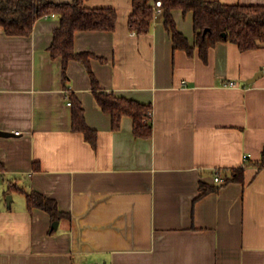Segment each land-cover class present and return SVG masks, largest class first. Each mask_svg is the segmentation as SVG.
Here are the masks:
<instances>
[{"label":"crops","instance_id":"crops-1","mask_svg":"<svg viewBox=\"0 0 264 264\" xmlns=\"http://www.w3.org/2000/svg\"><path fill=\"white\" fill-rule=\"evenodd\" d=\"M84 4L115 8L116 23L76 31L74 50L93 54L100 89L150 104L152 133L134 135L128 115L112 129L80 61H68L63 80L48 50L57 16L27 36L0 26V130L14 133L0 136V264H264V75L246 83L264 66V46L220 41L204 61L173 47L161 14L148 33L130 29L132 0ZM172 15L192 42V12ZM66 93L94 145L72 129ZM239 167L243 180L224 183ZM10 184L53 198L57 225ZM200 184L215 189L199 196Z\"/></svg>","mask_w":264,"mask_h":264},{"label":"trees","instance_id":"trees-1","mask_svg":"<svg viewBox=\"0 0 264 264\" xmlns=\"http://www.w3.org/2000/svg\"><path fill=\"white\" fill-rule=\"evenodd\" d=\"M85 0L70 2H53L50 0H0V26L7 35L27 36L31 33L36 20L46 14H54L59 19V25L53 30L52 41L48 47L52 58L61 57L62 77L67 80L66 67L70 59L80 61L86 68L94 97L102 111L111 118V127L116 130L120 127L122 116L132 118L133 134L140 137H150L151 110L150 104L138 102L114 93H107L100 89L97 79L90 67L89 52L74 50V33L76 31L106 30L115 27L117 11L113 7H88ZM155 0H132V10L128 15V26L137 34L148 33L152 26ZM163 23L170 33L175 49H183L192 54L196 49L202 60L207 59L210 47L220 41L235 43L240 50L255 49L264 46V4H228L218 0H161ZM181 9L184 13L192 12L193 41L186 37L174 21L172 10ZM72 106V129L82 132L85 139L95 144V130L89 128L84 119L83 108L79 100L69 94ZM259 166H264L263 158ZM5 172V166L0 162V177ZM243 167L233 169L224 183L234 180H243ZM17 189L25 194L29 209L34 207L48 212L53 221L64 214L58 210L53 198L47 197L38 191L28 192L9 185V191ZM215 189L200 184L202 196ZM198 196V197H199Z\"/></svg>","mask_w":264,"mask_h":264},{"label":"built area","instance_id":"built-area-1","mask_svg":"<svg viewBox=\"0 0 264 264\" xmlns=\"http://www.w3.org/2000/svg\"><path fill=\"white\" fill-rule=\"evenodd\" d=\"M152 8L154 10V17H153V21H154L156 19V17L162 13V2H161V0H155L153 2V4H152ZM54 16H55L54 14H49V15L46 14V15H44L43 18L54 17ZM225 85L235 86L236 85V82L233 81V80H229V81L225 82ZM66 98L68 99L67 104H71V102L69 101V95L67 93H66ZM148 115L151 116V110L148 112ZM248 159H249V155L248 154H243V160H244V162L247 161ZM214 180L215 181H218L219 180V177L218 176H215L214 177ZM91 264H97V263H91Z\"/></svg>","mask_w":264,"mask_h":264},{"label":"water","instance_id":"water-1","mask_svg":"<svg viewBox=\"0 0 264 264\" xmlns=\"http://www.w3.org/2000/svg\"><path fill=\"white\" fill-rule=\"evenodd\" d=\"M263 75H264V66L261 67L251 78H248L246 80V83L248 84L253 83L255 80H257ZM12 135H14L13 132L0 130V136H12ZM9 199H10V195L6 197L7 203L9 202ZM57 223H58L57 221H54L52 226H56Z\"/></svg>","mask_w":264,"mask_h":264},{"label":"rangeland","instance_id":"rangeland-1","mask_svg":"<svg viewBox=\"0 0 264 264\" xmlns=\"http://www.w3.org/2000/svg\"><path fill=\"white\" fill-rule=\"evenodd\" d=\"M15 194V196H19V194L18 193H14ZM11 196V194L10 193H8V194H6V196L5 197H7V196Z\"/></svg>","mask_w":264,"mask_h":264}]
</instances>
